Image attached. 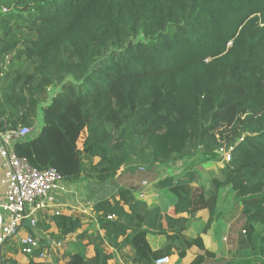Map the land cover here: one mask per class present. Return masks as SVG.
Listing matches in <instances>:
<instances>
[{
	"label": "trees",
	"instance_id": "1",
	"mask_svg": "<svg viewBox=\"0 0 264 264\" xmlns=\"http://www.w3.org/2000/svg\"><path fill=\"white\" fill-rule=\"evenodd\" d=\"M0 8L8 11L0 13V119L5 129H34L41 114L39 131L14 149L32 167L71 184L84 177L94 195L132 161L152 168L200 151L205 163L233 149L215 191L158 182L174 198L165 227L131 189L95 197L98 227L86 237L94 256L67 264H108L106 245L129 246L133 264L183 259L192 247L203 254L190 264H264V0H0ZM52 87L60 91L46 103ZM224 186L248 235L242 253L218 259L184 232L207 211L201 234H211ZM82 218L50 222L64 238ZM153 233L166 240L157 250Z\"/></svg>",
	"mask_w": 264,
	"mask_h": 264
},
{
	"label": "built area",
	"instance_id": "2",
	"mask_svg": "<svg viewBox=\"0 0 264 264\" xmlns=\"http://www.w3.org/2000/svg\"><path fill=\"white\" fill-rule=\"evenodd\" d=\"M0 13L6 14L8 11L0 8ZM5 126V121L0 119V159L3 169L0 180V264H3V246L12 241L17 242L21 253L29 260L43 264L50 259L53 252L42 249L40 241L26 231L36 229L40 220L48 215H60L64 207L84 215H94V204H80L75 197L74 186L65 181L55 169L38 170L16 155L15 145L30 138L33 135L32 128L18 127L10 130L5 129ZM232 153V148L219 149L215 164L224 166L229 163ZM139 170L145 171L144 168ZM157 190L149 179H140L138 189L132 192L137 200L146 202L158 199ZM27 221L29 227L26 226ZM155 264H168V259H160Z\"/></svg>",
	"mask_w": 264,
	"mask_h": 264
},
{
	"label": "crops",
	"instance_id": "3",
	"mask_svg": "<svg viewBox=\"0 0 264 264\" xmlns=\"http://www.w3.org/2000/svg\"><path fill=\"white\" fill-rule=\"evenodd\" d=\"M41 126H42V116L40 114L37 119L38 128L35 131L33 129V131L37 133L39 129L41 128ZM183 162L185 161L176 162L174 164V167L176 166L179 170L181 167H183ZM214 165L217 166L216 169H218L219 172L224 167L223 165H218V164H214ZM204 168H208L206 167V164L198 166L196 168H183L182 169L183 171L180 172V175H179L180 177L175 178V179L178 182H182V183L189 182L193 186V182L197 179L196 174H199ZM171 176L173 175H170V177ZM2 177H3V169L0 166V180L2 179ZM190 178L192 179L190 180ZM217 181L223 183L222 175L217 178ZM121 187L126 188V189H131L133 192H135L138 189V183H136L135 185H130L128 183V179L124 177L123 182L119 185L117 189H110V186L107 185L105 188H101L100 190L97 189L99 190L98 192L100 193L94 197H99L101 199L109 198L112 194H114ZM227 187L224 186L217 190V193H218L217 208L221 212V217L218 220L216 227L211 232V234H208V235L201 234V230L208 218L207 211L198 212L195 216V219L189 225L188 229L184 232V235L188 238H195L197 235H200L205 249L213 253L218 259L228 258L230 256L228 255L229 253L233 251L234 253L236 252L235 241L234 243L233 241H230L229 245L224 243V241H227L228 237H230L231 240H233L234 238L233 233L230 232V227H231L230 223L232 222V218H233V216H231L230 210L234 209L232 207L234 206V203L232 201V194H231L232 191L231 189L229 190ZM210 190L215 191L214 185L211 186ZM225 191L227 193L230 192L231 194L230 196L231 202L230 203L228 202V205H230L228 207L222 206V199L224 198ZM133 192H131L132 196L134 197L135 200H137ZM157 192L159 193L158 199H150V200H147L146 202H142L139 200L137 201L144 203L146 207L150 210H158L159 212H161L162 217H163L162 223L165 227L166 224L175 217V214L173 211L174 198L167 190L158 189ZM1 199H2V194L0 192V200ZM90 203L94 204V198H93V201L90 200ZM71 212H75V210H72L67 207H64L62 209V213L70 214ZM82 217L83 218H82L81 229L78 230L76 233L66 236L64 238L62 237L59 238L58 231L53 226L52 222H50L48 231H50L52 234H55L57 236V240H54L50 236L46 237L45 242L47 245L50 246L49 249H51L53 254L51 255V258L43 264H53V257H54V262L56 264H67L69 257L74 254H81V255H84L86 258H91L92 256H94V244L89 243V239L86 237L93 236V233L97 230L98 226H97V223L94 222L93 218L86 217V215L84 214H82ZM88 219L93 220L92 222L89 221V223L92 225V229H88L87 226H85L88 223ZM235 220L236 218H233V221ZM34 230L29 229L28 231H26V233L31 234L34 232ZM98 233L101 237H103L104 232L102 230H99ZM81 236H84V239H80ZM148 239H149V244L151 245L153 250H157L161 248L166 243V240L164 237L158 236L154 233L150 235ZM104 248H105V252L108 257V260H107L108 264H133V262L131 261V257L133 256V251L129 246L123 247L120 251H117L114 248L107 246V245ZM224 251H226L225 254L223 253ZM1 254L4 259L3 264H11V262L15 264H30L31 263V260H29L27 257H25L21 253L20 248L17 242L15 241L7 242L2 248ZM202 254L203 252L200 251L198 248L192 247L191 249L187 251L185 258L179 259L176 255H173L172 257L168 258V264H190L194 260L195 257L202 255Z\"/></svg>",
	"mask_w": 264,
	"mask_h": 264
},
{
	"label": "rangeland",
	"instance_id": "4",
	"mask_svg": "<svg viewBox=\"0 0 264 264\" xmlns=\"http://www.w3.org/2000/svg\"><path fill=\"white\" fill-rule=\"evenodd\" d=\"M60 88L59 87H52L50 88V91L47 95V101L46 103H49L50 99L54 96V94L59 93ZM37 122L34 125V131L37 129ZM218 155L216 154V158H214L213 160L209 161V162H205L203 163V156L202 153L200 151H196L194 152V154L192 156H190L187 160H185V162H183V167H179L180 169L178 170V168L175 166L174 167V163L169 164V165H165V166H155V167H148L145 164H142L139 161H132L130 162L128 165H126L125 167H122L117 176L118 178H114L112 180H110L105 186H110V189H117L119 187V185L123 182L124 177H126L128 179V183L130 185H135L136 183L139 182L140 179H149L150 182L152 183L153 187L157 189V184L160 180L166 178V177H170V175H173L171 177L173 178H179L180 176V172H182L183 168H196L198 166L201 165H205L208 168H204L202 169V171L197 175V179L193 182V186L194 187H200L203 186L206 189H208V191H210L211 186H214L217 184V178L221 176V173L218 171L217 166H215V162H217L218 160ZM0 166H1V159H0ZM139 168H144V172H141L140 170L138 171ZM74 186V191H75V197L77 199H79V203L80 204H89L90 200L93 201V198H95L94 196H96L97 194H99L100 192H98L101 188H99V190H95V194L91 195L90 194V190H89V183L88 180H86L84 177H82L78 182L72 184ZM227 187V186H226ZM105 188V187H104ZM229 190L231 189L229 186L227 187ZM87 192V194H86ZM89 193V194H88ZM232 194V193H231ZM230 192H224V198L222 199V206L228 207L230 205H228V202H231V196ZM163 198V197H161ZM234 203V202H233ZM75 204H78L77 202H75ZM224 207V208H225ZM234 209L230 210L231 216H233V218H236L235 221H233L232 218V222L230 223L231 227H230V232L233 233V240L230 239V237H228L227 241H224V243H226L227 245L230 244V241H235V250L236 251H240V253H242L244 251V246H242L241 241L245 240L247 237V233H245V225H244V219L240 213V209L239 206L237 204L234 203V206H232ZM223 209V208H222ZM86 217L89 218H93L94 222H96L95 220V216L94 215H86ZM242 217V218H241ZM50 218L51 216H46L45 219H41L40 223L38 225V228L36 230H34L33 233H31L38 241H40V245L42 246V244H44L42 246V249H47V250H51L49 249L50 246L46 244V242L42 243L43 241L46 240V237L50 236L52 237L54 240H57V236L55 234H52L49 230V228H46L47 226L49 227L50 224ZM89 221H93L92 219H88V223L85 225L87 226L88 229H92V225L89 223ZM230 251V250H229ZM226 251H224L223 253L225 254ZM234 251L229 253L228 255H230L229 257H231V255H233ZM2 260L4 261L3 257H1ZM51 258V257H50ZM209 262V261H208ZM210 263H212V261H210ZM53 264H56L54 262V257H53Z\"/></svg>",
	"mask_w": 264,
	"mask_h": 264
},
{
	"label": "water",
	"instance_id": "5",
	"mask_svg": "<svg viewBox=\"0 0 264 264\" xmlns=\"http://www.w3.org/2000/svg\"><path fill=\"white\" fill-rule=\"evenodd\" d=\"M26 226L29 227V221L26 222Z\"/></svg>",
	"mask_w": 264,
	"mask_h": 264
}]
</instances>
